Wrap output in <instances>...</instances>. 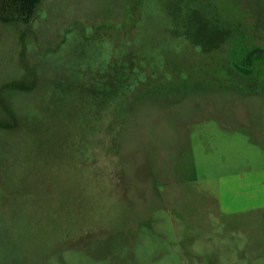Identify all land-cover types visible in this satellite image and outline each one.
Listing matches in <instances>:
<instances>
[{
	"label": "rangeland",
	"instance_id": "obj_1",
	"mask_svg": "<svg viewBox=\"0 0 264 264\" xmlns=\"http://www.w3.org/2000/svg\"><path fill=\"white\" fill-rule=\"evenodd\" d=\"M259 56L264 0L0 22V264H261Z\"/></svg>",
	"mask_w": 264,
	"mask_h": 264
},
{
	"label": "trees",
	"instance_id": "obj_2",
	"mask_svg": "<svg viewBox=\"0 0 264 264\" xmlns=\"http://www.w3.org/2000/svg\"><path fill=\"white\" fill-rule=\"evenodd\" d=\"M43 0H0V22L6 25L29 24ZM263 60L264 57L259 56Z\"/></svg>",
	"mask_w": 264,
	"mask_h": 264
},
{
	"label": "crops",
	"instance_id": "obj_3",
	"mask_svg": "<svg viewBox=\"0 0 264 264\" xmlns=\"http://www.w3.org/2000/svg\"><path fill=\"white\" fill-rule=\"evenodd\" d=\"M251 220L264 222V215L253 216V218ZM257 237H258V239L247 241V243L253 244L252 247H254V248L252 251V253H253L252 258L254 259V261L256 263L264 264V238H263V235H261V234L258 235ZM245 259H248V258H245Z\"/></svg>",
	"mask_w": 264,
	"mask_h": 264
}]
</instances>
